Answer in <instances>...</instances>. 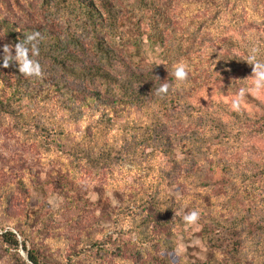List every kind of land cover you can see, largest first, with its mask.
<instances>
[{
  "label": "rangeland",
  "instance_id": "1",
  "mask_svg": "<svg viewBox=\"0 0 264 264\" xmlns=\"http://www.w3.org/2000/svg\"><path fill=\"white\" fill-rule=\"evenodd\" d=\"M91 1L101 13V2L107 3L117 17L115 29L104 23L100 36L113 55L102 65L113 75L136 72L157 88L172 84V58L149 27L156 9L168 19L164 32L171 44L177 19L174 37L188 49L180 60L189 66L188 79L173 89L180 86L198 108L229 115L219 130L209 126L192 151L181 142L187 124H172V110L162 114L153 133L160 139L152 144L171 150L165 158L146 146L148 131L139 139L134 129L149 124L157 108L132 107L110 118L69 113L66 91L101 86L73 70L100 65L105 57L84 17L71 0H0V22L21 34L12 36L0 25V72L9 83L21 82L27 96L21 110L0 112V264H31L29 250L41 264H161L160 257L169 264H202L209 254L201 229L215 221L225 244L243 237L244 264H253L251 242L261 237L264 246V138L247 127L237 132L230 113H263L264 91L245 93L238 108L233 101L252 86L248 57L264 61V0H143L142 10L136 0ZM33 33L39 36L28 47L35 44L39 54L29 55L41 75L20 73L16 62L4 67L3 57L14 55L16 43ZM119 93L113 88L109 95ZM0 94L9 97L8 85ZM168 94L169 102L172 87ZM224 131L231 138H223ZM152 198L162 214L148 223ZM193 209L200 217L190 225L183 217ZM7 233L16 234L18 247Z\"/></svg>",
  "mask_w": 264,
  "mask_h": 264
},
{
  "label": "trees",
  "instance_id": "2",
  "mask_svg": "<svg viewBox=\"0 0 264 264\" xmlns=\"http://www.w3.org/2000/svg\"><path fill=\"white\" fill-rule=\"evenodd\" d=\"M70 4L74 7V10L77 12L79 10L78 15L84 17L82 18V23L84 26H87L91 31L93 39L95 41L96 49L103 55V59L99 60L100 65H94L90 67H79L73 68L76 74L80 76H88L91 79H95V81L101 82L100 89L92 90L88 87L81 88H72L64 95H66V100H68V104L64 105V108L69 113H85V110L88 112H92L93 116H96L98 113L102 117L108 116L113 117L114 115L119 114L118 112H124L127 109L138 108L145 109L152 112V108H157L158 111L152 112V118L149 120V124L144 126H135L134 129L136 131V138H142V133L149 132V138H144V141L147 142L146 146H151L153 148V153H159L163 157H168L171 153V150L168 147H156L152 142H157L160 137H156L154 139L153 133L157 130L161 123V115L172 110V124H187L189 131L184 139L181 142L186 146L188 150H194L196 146H199L198 137H201L210 126L211 132H215L224 127V120L229 113H223L222 117L218 115V112L213 110L209 111L207 109L198 108L194 106L193 103L186 100L185 93L180 90V86H177L176 89L174 85L177 83L175 77L172 75V98L168 102L169 94L166 95H158L156 92V85L151 83H146L147 80H144V75L136 72H132L130 74H125V76L121 75H113V69L106 68L102 65V63L107 60L110 61L109 58L111 55L107 49L103 46V40L101 39V32L103 31L104 23H108L112 30L115 29L116 19L117 17L113 16L111 13V9L108 7L107 3L101 2L102 5V13L101 11L95 9V3L91 0H71ZM143 0H136L134 6L136 10H142ZM106 15V17H104ZM150 29L152 31H156V36L160 39V44L166 54V56L170 59L172 58V71L173 65L181 60V58L188 54V49L183 48V43L176 42L175 29L177 24V19L172 20V44L171 40L168 39L166 33L164 32L165 23H167V18L162 14L158 13L157 10L153 11L150 16ZM6 22L1 21L0 25L4 26L6 30L12 36H19L16 32L11 31L10 27L6 25ZM169 25V24H168ZM25 38V37H24ZM43 38V41L40 47L46 44V39ZM171 64V60H169V66ZM8 85L9 97L5 100H2V96L0 94V112L11 113L13 114L15 111L21 110L22 101L27 99V96H23V91L21 88V82L9 83L8 79L4 74L0 72V90L3 86ZM113 88H117L119 90V95H109V92L113 90ZM58 89V88H56ZM149 90H151L150 93ZM109 91V92H108ZM148 95H150L148 97ZM30 97V96H29ZM29 101H33L31 97ZM260 111L263 112L261 115H256L251 118L245 114L241 115L236 112H231L230 114L236 118V123L239 124L240 127L237 128V132H242L244 127L247 129L251 128V131L255 134L264 138V105H259ZM17 113V112H16ZM29 117H34L32 115ZM20 117H23L22 114H17ZM16 115V116H17ZM207 118L208 123L205 124V118ZM247 122H250L249 124ZM248 124V125H247ZM191 133V134H190ZM252 134V133H250ZM232 133H227L224 131L222 133L223 138H231ZM172 138V165L173 160V141L179 139L177 135H174ZM152 213H149L148 223L158 222L157 213L162 214V209L158 206V203H155L156 199L152 198ZM173 209V208H172ZM173 212V211H172ZM146 223V224H148ZM220 223L215 221V226L211 227L209 225L202 226L201 229V237L202 241L207 247L208 256L207 259L202 264H244L247 262V256L244 255L243 251L245 250L244 246L248 244L243 241V237H240L237 241H234L231 245L225 244L219 236V230L217 226ZM173 225V224H172ZM173 234V231H172ZM138 238L141 239L144 237V233L141 229L137 232ZM4 237L9 236V243L14 245L15 247L19 246V242L17 240V236L14 233H7L3 235ZM260 239H253L251 242V246L254 249V257L251 260L256 264H264V246ZM163 241L160 243L162 244ZM24 249L26 248L25 245ZM173 249V247H172ZM28 262L31 264H41L40 257L37 252L33 250H29L27 252ZM243 255V256H242ZM222 257V258H221ZM262 257V258H261ZM161 264H169L167 258L160 257ZM253 263V264H254ZM191 264V263H184Z\"/></svg>",
  "mask_w": 264,
  "mask_h": 264
},
{
  "label": "clouds",
  "instance_id": "3",
  "mask_svg": "<svg viewBox=\"0 0 264 264\" xmlns=\"http://www.w3.org/2000/svg\"><path fill=\"white\" fill-rule=\"evenodd\" d=\"M39 33L29 34L24 38L23 43L17 42L14 46V55L9 53L7 57H3V66H9L11 62H16L18 66V71L26 76H40L42 73L41 66L38 61L32 59L29 55V52L32 53V56L39 54V49L35 44H32L31 49L28 47L33 41L37 39ZM5 49H3L4 51ZM248 62L253 66L252 86L251 88L244 87L239 91L238 98L233 101V106L238 108L240 101L244 98L245 93L252 91L256 94H260L264 91V61L257 59L255 55H250L248 57ZM189 66L183 61L177 62L173 65L172 75L175 77L176 81L185 82L189 76ZM172 87L170 83H161L160 86L156 89L158 95H166ZM200 217V211L198 209H193L187 213L183 218L188 224H195L198 222Z\"/></svg>",
  "mask_w": 264,
  "mask_h": 264
}]
</instances>
